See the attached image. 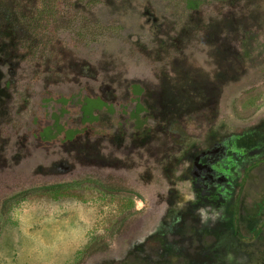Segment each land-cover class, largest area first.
Returning a JSON list of instances; mask_svg holds the SVG:
<instances>
[{
  "label": "rangeland",
  "instance_id": "obj_1",
  "mask_svg": "<svg viewBox=\"0 0 264 264\" xmlns=\"http://www.w3.org/2000/svg\"><path fill=\"white\" fill-rule=\"evenodd\" d=\"M62 4L25 54L0 4V264H264V0Z\"/></svg>",
  "mask_w": 264,
  "mask_h": 264
},
{
  "label": "trees",
  "instance_id": "obj_2",
  "mask_svg": "<svg viewBox=\"0 0 264 264\" xmlns=\"http://www.w3.org/2000/svg\"><path fill=\"white\" fill-rule=\"evenodd\" d=\"M68 1L72 0H0L1 5L8 7L9 10H11V12L17 16L16 18L20 20L26 31H24L25 33L23 34V36L15 38L14 40L17 43L16 46L19 54H25L28 51L34 52L35 50H38L40 48L41 45L39 44L41 40V30L44 27L45 29H48V31L54 32L53 27H55L56 30L60 25L59 23L63 25L65 20L68 21L73 18L72 14H69L68 10L64 8V5L62 4L63 2L67 3ZM188 6L190 8H193V1L188 0ZM26 27L28 31L26 30ZM80 27L82 28L81 25ZM83 28H85L86 33H96L99 29L98 27L92 26L91 24H86ZM31 29H34V31H32ZM76 35L78 37H81V35L83 36L84 34L78 32L76 33ZM88 89L89 88L85 89L86 92H89ZM71 100L72 96L66 97L55 95L49 97L45 101L53 102V104L59 105L61 110L60 114L63 115L71 110ZM96 102H98V104H96ZM96 102L93 104L84 102L85 104L80 108V110L79 108H77V112H83V123L93 124L97 122V119L91 116V112L94 110L96 111L97 109L101 110L102 108H107L109 113H113V108L107 107L104 101L98 99ZM134 104L136 107V112H142L145 110V108H143V106H141L140 104H136V102H134ZM132 117L134 118V115H132ZM59 118L60 115H56L55 113H53L49 116L44 115V117L40 120L33 121L34 127L36 126V128H38V130L33 129L31 131L32 136H34V138H36L37 140L36 147L47 150L55 144L56 141H50L49 143L42 142V138H45V140H47L51 137V133L53 132V130L58 129V127L60 126L58 123ZM65 126H68V124H65ZM61 129L66 134L61 139H59L58 142L61 144L78 141L82 136L71 134L72 130L67 129V127H63Z\"/></svg>",
  "mask_w": 264,
  "mask_h": 264
},
{
  "label": "flooded vegetation",
  "instance_id": "obj_3",
  "mask_svg": "<svg viewBox=\"0 0 264 264\" xmlns=\"http://www.w3.org/2000/svg\"><path fill=\"white\" fill-rule=\"evenodd\" d=\"M191 1H193V6L195 7V2H196V0H191ZM185 2H186V6L189 8V9H192V8H190L189 6H188V0H185ZM193 7V8H194ZM210 140V139H209Z\"/></svg>",
  "mask_w": 264,
  "mask_h": 264
}]
</instances>
